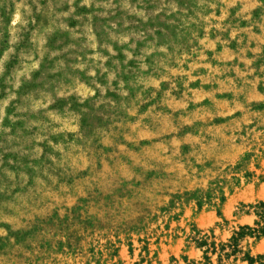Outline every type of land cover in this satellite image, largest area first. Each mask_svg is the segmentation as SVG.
I'll use <instances>...</instances> for the list:
<instances>
[{
	"label": "rangeland",
	"instance_id": "obj_1",
	"mask_svg": "<svg viewBox=\"0 0 264 264\" xmlns=\"http://www.w3.org/2000/svg\"><path fill=\"white\" fill-rule=\"evenodd\" d=\"M0 264H264V0H0Z\"/></svg>",
	"mask_w": 264,
	"mask_h": 264
}]
</instances>
